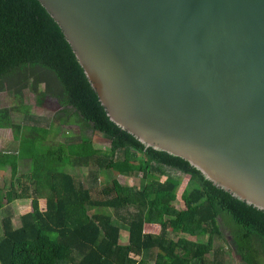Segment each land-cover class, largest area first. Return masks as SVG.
<instances>
[{
	"label": "trees",
	"instance_id": "16d2710c",
	"mask_svg": "<svg viewBox=\"0 0 264 264\" xmlns=\"http://www.w3.org/2000/svg\"><path fill=\"white\" fill-rule=\"evenodd\" d=\"M7 87L15 107L0 108V130L11 129L24 145L18 153L0 151V171H11L9 183L0 187V209L31 199L32 211L21 217L19 228L12 215L2 219L0 264H205L210 253L213 264H230L223 247L215 248L225 232L243 263L264 264V212L215 187L188 161L147 148L119 127L40 0H0V92ZM26 91L38 104L48 96L56 99L60 110L51 123L77 125L80 135L47 145L51 128L34 117ZM13 112L23 115L22 124L13 122ZM96 132L111 145H97ZM22 161L30 165L25 174ZM78 168L89 169L88 187L68 171ZM171 170L190 177L182 211L174 206L180 180ZM103 171L140 175V187L124 186L111 174V185L102 190L105 198L94 199ZM106 210L128 226L126 242ZM147 225L159 226L160 234L146 233ZM179 237L208 242L195 247Z\"/></svg>",
	"mask_w": 264,
	"mask_h": 264
},
{
	"label": "water",
	"instance_id": "95a60500",
	"mask_svg": "<svg viewBox=\"0 0 264 264\" xmlns=\"http://www.w3.org/2000/svg\"><path fill=\"white\" fill-rule=\"evenodd\" d=\"M110 118L264 212V0H40Z\"/></svg>",
	"mask_w": 264,
	"mask_h": 264
},
{
	"label": "rangeland",
	"instance_id": "374dc122",
	"mask_svg": "<svg viewBox=\"0 0 264 264\" xmlns=\"http://www.w3.org/2000/svg\"><path fill=\"white\" fill-rule=\"evenodd\" d=\"M26 103L31 107L32 113L36 119H39L41 122V126L44 128H51V134L49 135L48 141L46 142L47 145H59L63 142H69L72 139H75L80 135V128L77 125H61L60 121H55L54 123H51V121L54 119V116L59 113L60 105L57 102L56 99L48 96L46 97L41 104L37 103V98L34 95V93L30 91H26ZM13 108L15 107V98L12 90L7 87V89L3 92H0V108ZM12 120L15 124H22L24 121V117L22 114L18 112L12 113ZM51 124V125H50ZM93 141L98 145H101L103 147H108L111 145V139L99 132H96L93 135ZM24 145V143L20 141H16L13 137V132L11 129L7 130H0V151L7 152V153H18L19 149ZM30 165L26 161H22L21 163V169L20 173L25 174L29 171ZM72 174L78 175V178L85 183V185L88 187L90 184V177H89V169L88 168H82V169H74V170H68ZM111 174H113L111 172ZM109 172L103 171L99 174V179L97 185L94 187L93 190V196L94 199L102 200L105 198V195L102 193V190L108 186L111 185L112 181V175ZM170 174L173 176H176L180 180V186L178 189V199L177 202L174 203V206L178 210H184L185 206L182 201V195L184 191L187 189L190 177L184 174H180L179 172L170 171ZM114 177L124 186H135L137 188L140 187L141 184V176L139 175L136 178H130L121 176L118 173L113 174ZM11 177V171L8 168L5 172L0 171V187H3L4 184L9 183ZM162 180H165L163 178ZM31 199L28 200H18L12 204H5V207L0 209V237L2 236V226L1 222L2 219L9 214L13 216V223L15 228H19L21 225V217L24 214H27L32 211L31 208ZM5 203V202H4ZM41 207L42 209H45V202L41 201ZM100 212L102 213V210L97 209L93 210L91 209V213ZM107 213L110 215L112 214L115 222L121 226L122 228V242H126L128 240V226L124 224L118 217L115 215L112 211L106 210ZM146 233H151L155 236L159 235L161 232V229L159 226L155 225H147L145 228ZM172 239H175L173 236ZM185 238L186 242L194 245L197 247L200 244H206L208 242V238H189V237H179ZM178 240V239H177ZM223 247L226 254L229 255L230 259H228V262L230 264H245L241 261V259L234 253L232 249V242L229 238V235L227 233H224L223 239H216L215 240V248ZM206 263L205 264H213V253H210L206 257Z\"/></svg>",
	"mask_w": 264,
	"mask_h": 264
}]
</instances>
